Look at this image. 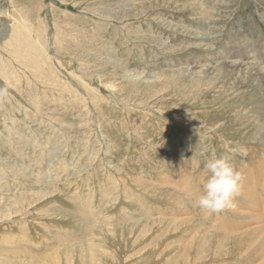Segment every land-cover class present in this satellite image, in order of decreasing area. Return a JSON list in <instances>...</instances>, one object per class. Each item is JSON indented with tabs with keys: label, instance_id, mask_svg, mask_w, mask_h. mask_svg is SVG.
I'll return each instance as SVG.
<instances>
[{
	"label": "rangeland",
	"instance_id": "1",
	"mask_svg": "<svg viewBox=\"0 0 264 264\" xmlns=\"http://www.w3.org/2000/svg\"><path fill=\"white\" fill-rule=\"evenodd\" d=\"M1 8L0 264H264V0ZM214 154L243 180L209 215Z\"/></svg>",
	"mask_w": 264,
	"mask_h": 264
},
{
	"label": "clouds",
	"instance_id": "2",
	"mask_svg": "<svg viewBox=\"0 0 264 264\" xmlns=\"http://www.w3.org/2000/svg\"><path fill=\"white\" fill-rule=\"evenodd\" d=\"M7 94L6 88H0V98ZM204 167L208 175L196 199V207L209 215L219 214L232 207L239 195L243 176L225 156L214 154Z\"/></svg>",
	"mask_w": 264,
	"mask_h": 264
},
{
	"label": "bare ground",
	"instance_id": "3",
	"mask_svg": "<svg viewBox=\"0 0 264 264\" xmlns=\"http://www.w3.org/2000/svg\"><path fill=\"white\" fill-rule=\"evenodd\" d=\"M255 1H257V0H255ZM7 4V3H6ZM169 5V4H168ZM224 5V4H223ZM226 5V4H225ZM5 6V5H4ZM217 7H219V6H217ZM216 7V8H217ZM5 9V8H4ZM9 9V8H8ZM158 9V8H157ZM213 12V11H212ZM214 13V12H213ZM0 15H5V16H7V17H9L8 15L9 14H7V11L6 10H3L2 8L0 9ZM112 16V15H111ZM133 17V16H132ZM212 18V17H211ZM5 19H7L6 17H5ZM133 19V18H132ZM4 20V19H3ZM11 18H8L5 22L7 23H11ZM224 20V19H223ZM264 23V22H263ZM3 27H4V30L6 31L7 29H8V25H3ZM186 28V27H185ZM200 28V27H199ZM192 29V28H191ZM216 30V29H215ZM195 31V30H194ZM1 32V31H0ZM7 32V31H6ZM199 32V31H198ZM212 32V31H211ZM4 33V32H3ZM190 33V32H189ZM6 35H7V33H6ZM193 35V34H192ZM3 36H5V35H3ZM190 36V35H189ZM195 37V36H194ZM199 37V36H198ZM231 37V36H230ZM236 37V36H235ZM203 38V37H202ZM2 39H4V38H2ZM141 39V38H140ZM201 39V38H200ZM199 40V39H198ZM150 41V40H149ZM6 42V41H5ZM254 42V41H253ZM2 47V46H1ZM196 47V46H195ZM20 49V48H19ZM259 51V50H258ZM176 52H178V51H176ZM249 52V51H248ZM254 52V51H253ZM175 53V52H174ZM256 53L257 52H254V55L252 56V59H253V61H252V67H253V70H255V73L254 74H256V75H259V76H261V78H262V82H260L259 81V84L260 83H263V85H264V63H261L262 61L264 62V59H262V58H264V57H260L259 55H256ZM261 53V52H260ZM263 53V52H262ZM235 56V55H234ZM163 57V56H162ZM248 57V56H247ZM249 59V58H248ZM121 62V61H120ZM119 63V62H118ZM236 63V62H235ZM235 63L234 62H232V64L233 65H235ZM248 63V62H247ZM246 63V64H247ZM249 64V63H248ZM254 65V66H253ZM246 67H247V65H245ZM251 67V66H250ZM251 67V68H252ZM160 68V67H159ZM233 68V67H232ZM236 71V70H235ZM244 71V70H243ZM242 71V72H243ZM59 73V72H58ZM248 73V72H247ZM80 74V73H79ZM251 75V74H250ZM243 76H244V74H243ZM253 76V75H252ZM251 76V77H252ZM255 76V75H254ZM249 77V76H248ZM235 78V77H234ZM238 79H240V78H238ZM248 79H251V78H248ZM90 80V79H89ZM243 80V79H242ZM241 80V81H242ZM239 81V80H238ZM88 82V81H87ZM144 82V81H143ZM252 82V81H251ZM258 82V81H257ZM242 83V82H241ZM253 83V82H252ZM256 83V82H255ZM92 84H96V81H93V83ZM97 85V84H96ZM95 85V86H96ZM99 86V85H98ZM102 86V85H101ZM97 87V86H96ZM95 88V87H94ZM91 89V88H90ZM264 89V88H263ZM260 90V89H259ZM96 91V90H95ZM262 91V90H261ZM23 100V99H22ZM27 106V105H26ZM134 108V107H133ZM144 109V108H143ZM64 126V125H63ZM8 156V155H7ZM250 186V185H249ZM247 187V186H246ZM95 188V187H94ZM251 188V187H250ZM252 189V188H251ZM248 191H250V190H248ZM254 191V190H253ZM119 195V194H118ZM246 195H248V194H246ZM257 195V194H256ZM252 196V195H251ZM108 197V196H107ZM118 197V196H117ZM247 198H250L249 196H247ZM256 199V198H255ZM106 203V202H105ZM251 202H249V204H250ZM264 203V202H263ZM252 206V205H251ZM244 212V211H243ZM241 213H242V211H241ZM83 214V213H82ZM249 216V215H248ZM131 217V216H130ZM90 220V219H89ZM88 220V221H89ZM87 221V222H88ZM251 223V222H250ZM253 224V223H252ZM90 225H91V223H90ZM80 226H81V224H80ZM242 226H243V224H242ZM258 227H259V225H258ZM87 229V228H86ZM261 229V228H260ZM36 230V229H35ZM88 230V229H87ZM251 230V229H250ZM32 231V230H31ZM86 231V230H85ZM78 238V237H77ZM84 240V239H83ZM260 242V241H259ZM63 255V254H62ZM61 255V256H62ZM74 255H75V253H74ZM82 257H84V255L83 254H81V256H80V258H82ZM58 258H59V256H58ZM66 258V257H65ZM51 264V263H50ZM60 264V263H59Z\"/></svg>",
	"mask_w": 264,
	"mask_h": 264
}]
</instances>
